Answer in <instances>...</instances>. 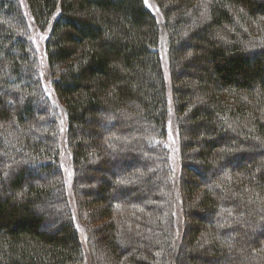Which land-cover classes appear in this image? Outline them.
Listing matches in <instances>:
<instances>
[{
    "label": "trees",
    "instance_id": "obj_1",
    "mask_svg": "<svg viewBox=\"0 0 264 264\" xmlns=\"http://www.w3.org/2000/svg\"><path fill=\"white\" fill-rule=\"evenodd\" d=\"M262 147L264 0H0V264H264Z\"/></svg>",
    "mask_w": 264,
    "mask_h": 264
},
{
    "label": "rangeland",
    "instance_id": "obj_2",
    "mask_svg": "<svg viewBox=\"0 0 264 264\" xmlns=\"http://www.w3.org/2000/svg\"><path fill=\"white\" fill-rule=\"evenodd\" d=\"M32 31H33V35H34V38L36 41L37 49L39 50L41 73H42V76L44 79V83H45L47 89L51 90V88H50V82H51L50 74L48 73V65H47V62L45 60V53L43 51V48H44L43 43L45 41V35L42 32L39 33L34 27L32 28ZM164 62H165L166 68H168V66H167L168 62L165 59V57H164ZM185 82L190 83L188 80H185ZM62 118H63V122H64V115L63 114H62ZM60 143H61V148H62V153H63L61 164L63 167L65 177L67 179V183L72 185L73 169H72V162H71V154H70L69 149L66 147L63 139H61ZM167 144H168L169 152H171L170 153L171 154L170 161H171V165L173 167L172 169H174V171H173L174 176H172V178H173V181L175 182V185H178V177H179V169H180V160H179V152H178L179 151L178 150L179 149V142H178L177 133L174 130L173 121H172L171 129H170V136H169ZM262 148L264 149V147H262ZM194 152H196V149L193 150L192 154ZM263 155H264V153H263ZM70 195H71V193H70ZM55 203L56 202H54V204ZM52 206H54V205H52ZM57 206H60V205H57ZM179 216L180 217H178L179 219L177 220V227L174 226V229H175L174 232L175 233H178V228H179L178 225L181 222L182 216L181 215H179ZM84 220H85V222H83V221L82 222L85 223V226L88 225V218L86 217V218H84ZM89 225L91 228H93V227H96L97 224L92 223V225H91L89 223ZM191 226L195 227V226H197V224L192 222ZM80 228H81V226H80ZM82 232H83V229H82ZM179 233H180V230H179ZM206 238H207L206 234L202 235L200 242L196 245L197 249H200V247L203 244H205ZM85 243H87V248H86L87 251H91V250H92V252L95 251L97 260L104 262V264H112L113 263V261H114L113 258H111L108 255V253L106 252V249L103 246H100L99 248L98 247L95 248L93 244H90L91 243L90 237H88V240H87V236H85ZM100 243H102V242L100 241ZM190 250L195 251V248H190ZM84 262L86 264H89L88 259H86ZM249 262H250V260H249Z\"/></svg>",
    "mask_w": 264,
    "mask_h": 264
}]
</instances>
